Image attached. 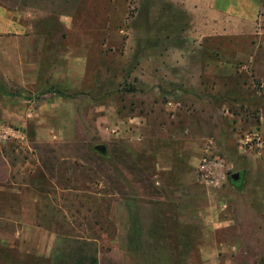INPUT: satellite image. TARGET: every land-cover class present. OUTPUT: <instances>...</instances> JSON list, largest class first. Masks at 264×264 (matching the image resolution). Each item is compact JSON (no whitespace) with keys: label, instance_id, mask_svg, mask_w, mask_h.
I'll return each mask as SVG.
<instances>
[{"label":"rangeland","instance_id":"1","mask_svg":"<svg viewBox=\"0 0 264 264\" xmlns=\"http://www.w3.org/2000/svg\"><path fill=\"white\" fill-rule=\"evenodd\" d=\"M259 1L252 22L232 11L238 18L223 19L231 35L212 28L202 37L213 17L189 10L199 7L196 0H0L11 9H70L76 21L85 18L71 45L79 46L89 70L83 94L41 91L67 95V135L87 149L81 161L89 168L71 169L73 191L66 204L58 202L64 210H53L48 221L59 231L69 223L70 240L43 260L34 243L0 242V264H264ZM3 93L9 101L20 96ZM109 107L128 125L109 129L115 141L104 132ZM32 127L24 131L29 144H0L10 164L30 160ZM54 127L63 128L57 122ZM4 172L0 165V181ZM31 197L23 192L17 204L34 222ZM82 235L99 242L80 246L73 238Z\"/></svg>","mask_w":264,"mask_h":264},{"label":"crops","instance_id":"2","mask_svg":"<svg viewBox=\"0 0 264 264\" xmlns=\"http://www.w3.org/2000/svg\"><path fill=\"white\" fill-rule=\"evenodd\" d=\"M196 1L199 2V7L189 5V10L194 13L207 11L205 15L200 14L205 19L211 20L213 17L210 24L213 26L204 27L200 35L202 37L209 35L212 28L218 30V34L231 35L232 30L224 25L223 19H227V16L238 18L232 14V11L237 10L244 19L252 22L254 13L261 4L259 0ZM84 20L85 18L76 21L70 9L61 13L37 8L11 9L0 2V90L20 95L9 101L6 94L3 93L2 97L0 94V144L7 139L20 140L24 144L27 142V132H24L26 128L31 125L35 128L32 127L33 139L28 140L33 147L27 145L29 161L10 164L3 156L6 148L0 150V165L6 168L5 177L0 181V222L6 226L5 229H0V242L18 240L34 243L35 255L42 260L56 250L57 244L62 245L71 237L65 234V231L71 233L69 223L61 226L59 231L60 226L48 222L53 218V210H64L58 202L66 204V196L73 191L69 172L71 169L79 171L89 168L81 161L86 157L87 149L80 150L79 145L71 143L67 135L65 123L69 121L70 114L67 111L68 100L60 94L41 93L51 89L79 95L89 85L87 59L79 51L78 45H71L73 34L79 27H84ZM36 92L41 94L38 100L23 99ZM103 114L108 123L104 132L110 136V141H115L109 129L117 128V123L122 127L128 125L112 107L104 109ZM134 120L136 119L129 118L131 123ZM55 122L62 124L63 128H55ZM12 126H20L24 130ZM132 133L129 130L127 138ZM123 146L125 152L129 153L127 147ZM36 175L46 184H40L34 179ZM26 178L33 179L26 183L23 181ZM27 191L34 196L30 201V207L35 212L34 222L25 220L23 215L26 206L21 209L17 204L21 202V194ZM73 239L80 246L88 241L99 242L97 239L87 241L83 235Z\"/></svg>","mask_w":264,"mask_h":264},{"label":"water","instance_id":"3","mask_svg":"<svg viewBox=\"0 0 264 264\" xmlns=\"http://www.w3.org/2000/svg\"><path fill=\"white\" fill-rule=\"evenodd\" d=\"M100 150L103 151V149H101V148H100ZM232 179H233V180H237V179H238V175H234V176L232 177Z\"/></svg>","mask_w":264,"mask_h":264},{"label":"trees","instance_id":"4","mask_svg":"<svg viewBox=\"0 0 264 264\" xmlns=\"http://www.w3.org/2000/svg\"><path fill=\"white\" fill-rule=\"evenodd\" d=\"M61 96L67 97V95H65V94H61Z\"/></svg>","mask_w":264,"mask_h":264}]
</instances>
